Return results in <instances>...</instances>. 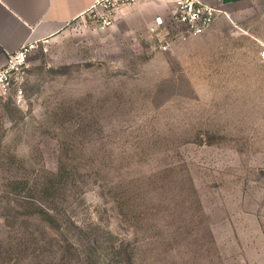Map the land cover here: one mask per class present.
Listing matches in <instances>:
<instances>
[{
	"label": "rangeland",
	"instance_id": "374dc122",
	"mask_svg": "<svg viewBox=\"0 0 264 264\" xmlns=\"http://www.w3.org/2000/svg\"><path fill=\"white\" fill-rule=\"evenodd\" d=\"M261 10L170 58L97 7L34 53L0 96V264H264Z\"/></svg>",
	"mask_w": 264,
	"mask_h": 264
},
{
	"label": "crops",
	"instance_id": "0c3cea01",
	"mask_svg": "<svg viewBox=\"0 0 264 264\" xmlns=\"http://www.w3.org/2000/svg\"><path fill=\"white\" fill-rule=\"evenodd\" d=\"M97 1L0 0V66L6 63L10 53L17 51L27 41L48 39L53 42L63 32L66 25L88 12ZM174 1L148 0L134 7L123 8L117 13L116 23H128L131 27L138 28L149 25L156 17H162L169 22ZM202 1L223 10L224 13L214 23L216 24L224 18L233 17L234 19L238 16L241 7L257 0ZM260 12L264 17V10ZM261 42H264V36ZM189 45L192 44L175 46L172 42V50L168 51L167 55L170 58H176L178 57L177 50ZM258 59L260 61L259 52Z\"/></svg>",
	"mask_w": 264,
	"mask_h": 264
},
{
	"label": "built area",
	"instance_id": "2783aa9c",
	"mask_svg": "<svg viewBox=\"0 0 264 264\" xmlns=\"http://www.w3.org/2000/svg\"><path fill=\"white\" fill-rule=\"evenodd\" d=\"M146 1L148 0H98L89 11L97 7L101 9L98 27L101 31H106L114 26L118 11ZM223 13V10L202 0H175L171 20L166 22L162 17H156L149 29L157 35L161 48L168 52L172 50L173 32L179 29L178 33L182 37L198 36L211 27ZM49 46L48 39L27 41L8 55L6 63L0 66L1 97L12 100L17 105L25 103V84L30 70V59L37 51L47 52ZM259 58L264 70V42L260 44Z\"/></svg>",
	"mask_w": 264,
	"mask_h": 264
}]
</instances>
